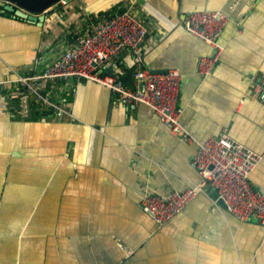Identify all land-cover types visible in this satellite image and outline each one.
Instances as JSON below:
<instances>
[{"label":"crops","instance_id":"1","mask_svg":"<svg viewBox=\"0 0 264 264\" xmlns=\"http://www.w3.org/2000/svg\"><path fill=\"white\" fill-rule=\"evenodd\" d=\"M129 1L62 0L37 20L0 8V264H264V225L236 219L208 183L164 224L141 209L146 191L200 180L196 143L146 105L126 106L85 78L47 81L44 91L68 109L61 115L23 98L18 74L55 59L89 17ZM197 9L227 16L205 76L197 63L211 46L184 25ZM134 11L147 28L145 65L182 74L181 123L200 141L227 131L260 152L250 179L264 193V101L249 96L264 79V0H135ZM105 69L132 84L128 49Z\"/></svg>","mask_w":264,"mask_h":264},{"label":"built area","instance_id":"2","mask_svg":"<svg viewBox=\"0 0 264 264\" xmlns=\"http://www.w3.org/2000/svg\"><path fill=\"white\" fill-rule=\"evenodd\" d=\"M135 0L117 8L103 18L89 17L86 25L76 29L70 44L52 61L15 80L23 89V98L33 94L43 104L52 106L58 115L68 112L53 102L44 91L47 81L59 78H85L117 95L126 106L143 103L175 134L196 143L193 164L200 180L183 190L146 191L139 205L158 224L170 221L210 184L224 208L239 221L256 220L264 225V193L254 187L250 173L260 161V152L233 138L227 131L198 140L180 121L183 107L177 103L181 72L177 68L158 71L144 62L143 43L147 28L143 17L134 11ZM227 16L218 9H197L184 16V25L191 34L211 46L199 57L198 72L208 75L216 65L222 49L218 42ZM128 49L132 61V84L105 68L116 63L120 52ZM249 96L264 101V79L252 81ZM217 204V203H216Z\"/></svg>","mask_w":264,"mask_h":264},{"label":"water","instance_id":"3","mask_svg":"<svg viewBox=\"0 0 264 264\" xmlns=\"http://www.w3.org/2000/svg\"><path fill=\"white\" fill-rule=\"evenodd\" d=\"M61 1L62 0H0V8L11 11L14 15L20 17L37 20L41 18L37 15L38 13L46 9L62 6ZM218 42L222 44L223 40L219 38ZM218 201L222 204V206H224L221 199Z\"/></svg>","mask_w":264,"mask_h":264}]
</instances>
